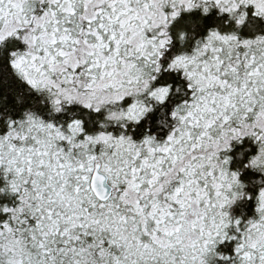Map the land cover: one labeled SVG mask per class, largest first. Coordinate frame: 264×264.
I'll return each instance as SVG.
<instances>
[{
    "label": "snow or ice",
    "instance_id": "obj_1",
    "mask_svg": "<svg viewBox=\"0 0 264 264\" xmlns=\"http://www.w3.org/2000/svg\"><path fill=\"white\" fill-rule=\"evenodd\" d=\"M0 264H264V0H0Z\"/></svg>",
    "mask_w": 264,
    "mask_h": 264
}]
</instances>
